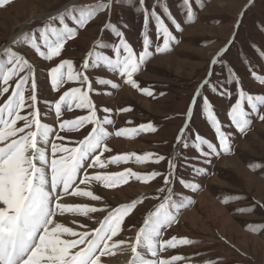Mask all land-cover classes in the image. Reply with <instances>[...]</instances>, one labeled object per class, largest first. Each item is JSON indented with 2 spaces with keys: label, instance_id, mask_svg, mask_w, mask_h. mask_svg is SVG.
Instances as JSON below:
<instances>
[{
  "label": "snow or ice",
  "instance_id": "6c2138e0",
  "mask_svg": "<svg viewBox=\"0 0 264 264\" xmlns=\"http://www.w3.org/2000/svg\"><path fill=\"white\" fill-rule=\"evenodd\" d=\"M114 2L122 0L93 5L69 3L45 17L37 28L16 34L0 48V264H107L104 258L116 255V250L130 254L127 264H189L182 255L170 258L161 255L169 249L196 243L175 235L165 238L166 232L178 224L182 210L194 203L183 194L177 195L175 184L178 182L193 193L200 190L198 183L177 181L180 157L187 150L196 154V160L211 164L212 157L231 154L233 133L225 129L218 117L214 96L229 102L225 113L228 127L239 134H246L254 120L264 122V93L246 90L245 76L227 60L235 44L234 36L211 58L205 78L190 98L183 126L174 140L175 155L169 158L154 152H132L106 156L113 151L108 145L111 138L134 139L141 134L157 133L158 128L153 122H146L110 131L109 126H115L112 109L104 107L103 115L98 114L93 94L111 95L103 89L118 90L123 84L152 97L153 91L142 88L134 76L154 54L166 53L173 43H179L166 20L176 32L183 31L182 22L175 18L165 0H153L152 7L148 0H133L143 18L142 51L137 54L126 39L123 26L109 19L102 32L110 33L114 40L98 39L78 65L61 58L69 42L77 40L99 14L111 12ZM12 3L13 0H0V9ZM182 3L183 23L195 22L192 0ZM150 21L154 22L156 36L162 37V44H157L154 52L150 50ZM258 31L264 34V24ZM248 47L264 60V44ZM34 61L49 62L46 79L50 91L58 94L51 102L44 100L43 110ZM240 62L248 69L246 75L250 80L264 85V70L258 74L247 53ZM216 66L226 70L223 81L212 79ZM102 74L116 77L120 83ZM69 84L75 86L66 88ZM96 86L103 87L98 91ZM75 110L86 114L64 118ZM119 111L130 112L131 108ZM194 114L203 115L213 132L212 139L192 131ZM81 133L82 138L70 139ZM129 162L137 165L166 162L167 171L146 174L132 168L101 171ZM191 167L197 175L208 174L203 167L195 164ZM252 167L255 170L260 165ZM157 178H161L162 185L152 198L159 203L146 214L134 237L120 239L126 219L147 197L111 207L95 188L117 189L132 180L150 184ZM97 213L105 215L96 221L97 227H89L85 220L94 221ZM249 231L259 233L264 228L249 226Z\"/></svg>",
  "mask_w": 264,
  "mask_h": 264
},
{
  "label": "rangeland",
  "instance_id": "374dc122",
  "mask_svg": "<svg viewBox=\"0 0 264 264\" xmlns=\"http://www.w3.org/2000/svg\"><path fill=\"white\" fill-rule=\"evenodd\" d=\"M102 2L108 0H13L11 5L0 9V48L20 31L21 26L23 31L35 29L41 25L45 17L57 13L69 3L93 5ZM148 2L149 7H152L153 0ZM165 2L175 18L182 22L183 31L176 32L166 20L179 43H173L166 53L154 54L134 76L142 88L152 90L154 95L148 97L123 84L118 90L103 89L105 92L110 91L111 95L93 94V100L100 110L98 114L103 115L104 107L112 109L115 126L114 128L109 126L110 131L153 122L158 132L141 134L134 139L113 137L108 141L113 151L106 153V156L132 152L137 154L154 152L169 158L175 155L174 140L183 126L190 98L205 78L211 58L228 45L234 36L235 44L232 45L227 60L238 73L245 76L243 83L246 90L253 94L264 93V85L250 80L246 75L248 69L240 62L247 53L257 73L260 74L264 70V60L248 47L264 44V34L258 31L264 24V0H192L195 22L190 24L183 23L185 13L182 0ZM136 7L133 0L114 2L111 12L99 14L90 26L80 33L77 40L69 42L61 58L71 59L78 65L98 39L103 37L105 42L114 40L110 33L102 32L103 25L109 19L123 26L127 41L138 54L143 49L144 29L142 15ZM148 34L152 41L150 50L154 52L155 46L162 44V37L156 36L153 21H150ZM34 64L38 78V98L43 110L44 100L51 102L58 94L50 91L46 79L49 62L34 61ZM102 75L120 83L116 77ZM225 76L226 70L222 71L220 66H216L212 79L223 81ZM72 86L75 85L69 84L66 88ZM96 87L99 91L103 86ZM212 99L225 129L233 133L231 154L212 157L211 164L196 160L194 152L186 150L182 154L178 161L176 179L198 183L200 190L193 193L183 189L178 182L175 184V193L183 194L194 203L182 210L178 224L166 232L165 238L175 235L178 238H190L196 243L174 250L169 249L161 255L163 258L182 255L189 260V264L192 262L203 264L208 260H212L213 264H264V231L259 233L249 231V226L264 228V122L254 120L246 134H239L228 127L225 113L229 108V102L222 97L214 96ZM125 107L131 108V111H119ZM81 114L86 112L75 110L66 113L64 118H75ZM128 121L132 123L128 124ZM190 127L194 133L199 132L206 138H213V132L210 131L202 114H194ZM84 131L86 130H82V133ZM82 133L74 134L70 139H80ZM225 159L229 160L224 161ZM192 164L205 168L208 174L197 175L192 171ZM252 165L260 167L254 170ZM125 168H132L133 171L142 174L167 171L166 162L146 165L129 162L119 166L110 165L101 171L116 172ZM92 171L97 170H90ZM161 185V178H157L150 184L132 180L128 185L117 189L106 190L99 186L95 188L96 193L111 207L147 197L134 214L126 219L125 231L120 239L135 236L146 214L159 203L152 197L157 194V189ZM226 199L229 200L228 203L223 202ZM104 215L105 213L94 214V221L85 222L89 227H97L96 221L102 219ZM104 259L107 260V264H127L130 254L116 250V255Z\"/></svg>",
  "mask_w": 264,
  "mask_h": 264
},
{
  "label": "bare ground",
  "instance_id": "6f19581e",
  "mask_svg": "<svg viewBox=\"0 0 264 264\" xmlns=\"http://www.w3.org/2000/svg\"><path fill=\"white\" fill-rule=\"evenodd\" d=\"M23 30H24V29H23V26H21L20 31H19L18 33H21ZM18 33H16V34H18ZM16 34H15V35H16ZM15 35H14V36H15ZM14 36H13V37H14ZM13 37H12V38H13ZM12 38H11V39H12ZM152 62H153V61H152ZM227 160H229V159H225L224 161H227ZM72 199H75V198H72ZM76 199H77V198H76ZM70 226L75 227L74 225H70ZM126 259H127V258H126ZM250 260H251V259H250ZM125 262H126V261H125Z\"/></svg>",
  "mask_w": 264,
  "mask_h": 264
}]
</instances>
